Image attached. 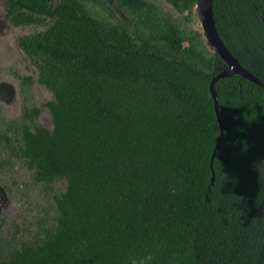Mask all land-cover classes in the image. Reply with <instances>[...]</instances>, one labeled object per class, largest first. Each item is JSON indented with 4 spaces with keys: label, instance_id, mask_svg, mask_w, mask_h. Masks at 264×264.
Listing matches in <instances>:
<instances>
[{
    "label": "trees",
    "instance_id": "obj_1",
    "mask_svg": "<svg viewBox=\"0 0 264 264\" xmlns=\"http://www.w3.org/2000/svg\"><path fill=\"white\" fill-rule=\"evenodd\" d=\"M3 3L12 25L37 28L18 43L53 93L54 127L23 76L0 164L21 158L66 188L36 239L0 240V264H264V85L216 82L212 162L211 83L226 62L192 26L198 0ZM213 3L226 46L264 83V0Z\"/></svg>",
    "mask_w": 264,
    "mask_h": 264
},
{
    "label": "rangeland",
    "instance_id": "obj_2",
    "mask_svg": "<svg viewBox=\"0 0 264 264\" xmlns=\"http://www.w3.org/2000/svg\"><path fill=\"white\" fill-rule=\"evenodd\" d=\"M111 6L118 17H124L123 10L115 3ZM164 6L173 11L168 3H164ZM192 26L203 32L197 7ZM36 29L34 26L12 25L6 17L3 0H0V91L4 92L0 103L6 107V118L20 119L23 102L19 87L23 76H32L34 83L31 86V103L41 110L39 122L52 130L54 120L47 103L53 99V93L38 81V70L18 43L20 36ZM203 37L205 38L204 32ZM205 41L208 45L206 38ZM208 47L211 49L210 45ZM2 83L5 84L1 85ZM11 89L13 90L10 92ZM14 90L16 100L13 99ZM1 160L8 161L0 164V240L5 249L10 251L23 241L36 239L43 232V227L57 213L54 196L64 191L66 185L64 182L54 186L36 182L34 171L21 158L9 157L4 153Z\"/></svg>",
    "mask_w": 264,
    "mask_h": 264
},
{
    "label": "water",
    "instance_id": "obj_3",
    "mask_svg": "<svg viewBox=\"0 0 264 264\" xmlns=\"http://www.w3.org/2000/svg\"><path fill=\"white\" fill-rule=\"evenodd\" d=\"M213 2L214 0H198L197 3L198 12L203 26L204 36L207 39L208 45H210L211 49L218 53L226 62V66L223 67L221 71L213 78L211 83V92L215 100V108L221 127V133L219 135L216 148L213 153L212 162L219 152L220 148L222 147L225 129V120L221 117L219 110L218 93L215 87L216 82L222 77L239 74L243 78L254 81L257 84L264 85V83L252 71L243 66L240 60L226 46L216 24ZM214 179L215 177L213 176L212 180L214 181Z\"/></svg>",
    "mask_w": 264,
    "mask_h": 264
},
{
    "label": "flooded vegetation",
    "instance_id": "obj_4",
    "mask_svg": "<svg viewBox=\"0 0 264 264\" xmlns=\"http://www.w3.org/2000/svg\"><path fill=\"white\" fill-rule=\"evenodd\" d=\"M5 14H6V12H5ZM6 17H7V15H6ZM8 18V17H7ZM9 20V19H8ZM34 83V82H33ZM5 83H2L1 85H4ZM32 86V85H31ZM20 93H21V96H22V102H23V104H24V101H25V98H24V96H23V94H22V90H21V85H20ZM3 90V89H2ZM13 89H11L10 90V92L12 91ZM14 92V94H15V96L13 97V99L14 100H16V90H14L13 91ZM2 94H4V92H1L0 91V97H1V95ZM2 100V99H1ZM32 101L30 100V103H31ZM22 111H23V108H22ZM4 112H6V107L4 106V104L3 103H0V127L1 128H3V122L6 120V119H9V118H6L5 117V113ZM20 119H21V117H20ZM20 119H16V120H20Z\"/></svg>",
    "mask_w": 264,
    "mask_h": 264
},
{
    "label": "clouds",
    "instance_id": "obj_5",
    "mask_svg": "<svg viewBox=\"0 0 264 264\" xmlns=\"http://www.w3.org/2000/svg\"><path fill=\"white\" fill-rule=\"evenodd\" d=\"M134 264H135V262H134Z\"/></svg>",
    "mask_w": 264,
    "mask_h": 264
}]
</instances>
